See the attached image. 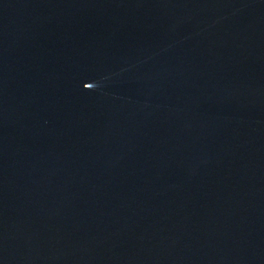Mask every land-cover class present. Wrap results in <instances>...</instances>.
I'll use <instances>...</instances> for the list:
<instances>
[{
	"label": "water",
	"instance_id": "95a60500",
	"mask_svg": "<svg viewBox=\"0 0 264 264\" xmlns=\"http://www.w3.org/2000/svg\"><path fill=\"white\" fill-rule=\"evenodd\" d=\"M0 264H264V0H0Z\"/></svg>",
	"mask_w": 264,
	"mask_h": 264
}]
</instances>
